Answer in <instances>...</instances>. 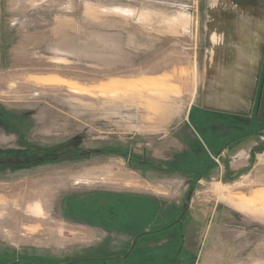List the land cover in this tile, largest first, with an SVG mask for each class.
Returning a JSON list of instances; mask_svg holds the SVG:
<instances>
[{"label":"rangeland","instance_id":"374dc122","mask_svg":"<svg viewBox=\"0 0 264 264\" xmlns=\"http://www.w3.org/2000/svg\"><path fill=\"white\" fill-rule=\"evenodd\" d=\"M230 50L257 63H246L247 82L238 88L252 97L264 51V0H0V263L127 255L143 222L127 231L96 215L124 213L77 203L145 195L160 203L158 218L160 208L180 205L190 181L138 161L165 167L178 158L182 146L167 120L185 114L194 90L198 105L233 96L218 93L211 70L227 63ZM199 115L195 108L189 122L210 146L245 132V116L200 122ZM249 140L251 151L236 157V182L218 184L221 159L197 185L193 210L203 224H175L170 239L188 234L195 264H264V144ZM253 155L259 163L243 172ZM223 202L242 211L220 214ZM167 257L147 263L180 264ZM183 259L190 264L193 257Z\"/></svg>","mask_w":264,"mask_h":264},{"label":"trees","instance_id":"16d2710c","mask_svg":"<svg viewBox=\"0 0 264 264\" xmlns=\"http://www.w3.org/2000/svg\"><path fill=\"white\" fill-rule=\"evenodd\" d=\"M257 93H258L257 100H256V104L254 107L252 117L241 121V124L243 125L242 129H244L245 132L238 137H232L221 148L215 149L212 146H210L208 143L205 144L204 141L201 140L194 131L189 130L188 132H186V135H187V138H190L191 141L195 142V144L192 146L193 148H191V149H195L194 150L196 153L195 157L192 154H189V151L181 149L179 150L178 158L176 157L175 160H173L172 162L170 161L167 164H165L166 165L165 167L158 166V164L145 160V159L138 161L143 166L151 168V169H156V170L164 171V172L181 173L185 175L187 179L190 181L188 189L186 190L185 196L180 205L173 204V205L165 206V208L163 209L160 208L161 210H164L162 211L163 213H160V216H161L160 218H158L159 213L155 215L154 212H156V210L155 211L134 210V209H128L126 207H123V208L101 207L99 208V209H102L101 210L102 212L111 211V213H114L117 217L120 216L122 213H124L122 217L120 218H114L111 216H107V214L105 213H102L101 215L99 214H96V215L99 216V218L107 219L117 224H122L125 227H128L130 229H135L138 226L136 222L141 220L143 223L140 221L142 224L138 226V227H141V230L136 231V236L138 235L140 236V238L143 237V239L145 238L144 240L149 241L151 239L150 236L155 235V234H159V236L156 237L155 244L150 243L148 244V247L146 246L144 247V246H140L139 242H137L135 246L136 249H133V251L130 254H127L125 256L124 255H107V257H100V258H97V261H98L97 264H133L131 262L133 258H137V259L142 258V260H144L143 262H139V264H149L147 263L149 259L151 260L152 258L155 259L159 257H160L159 259H161V257L164 258L167 256H169L167 257L169 262L178 260L180 264H187L185 263L186 260L183 259V256H185L188 258L193 257L190 264L196 263L197 258H198L197 253H195L193 256H188L189 253L194 252L193 250H191L190 246H187L188 242L191 240V238L185 239L188 234L186 233L187 235L185 234L183 235V239L181 242H179L177 238L174 240V239H170V237L175 238V224L176 223H179L181 225L188 224L189 227L191 226L199 227V225L203 224L202 223L203 216H200V218H198L199 215L195 213L192 205H194L193 197H194V192L198 185V181L201 179H209L212 171L216 168V165H217L215 160L209 157L208 150L212 151V154H219L220 149H224L228 147L229 145H231L232 143H235L236 141L240 142L246 137H248L247 140L252 139V138L257 139L264 132V65H263L262 75H261V79L259 82V88H258ZM212 114H206L203 117L204 119L206 117H209V118H212L213 120L214 119L221 120L223 119L222 116L225 115V114L222 115L218 113H212ZM191 117H192V112L190 113V118ZM258 121H262V123H261V126L259 125L257 127ZM232 125L234 128L236 127V123H232ZM135 158L136 157H131V159H135ZM254 162H255V156L253 155L250 163L253 164ZM225 174L227 176L223 178L224 182H232L237 179L231 172L228 163L226 164ZM190 191H191L190 200H189V203L186 204L185 199ZM124 209L126 210L127 213L124 212ZM105 215L107 217H104ZM121 218H125L124 221ZM167 239L168 240L170 239L168 241L170 244H167L165 246H163V244L162 246L158 245V243H164V240H167ZM194 242L196 243L197 241H194ZM156 244L158 246H155ZM196 251L197 250H195V252Z\"/></svg>","mask_w":264,"mask_h":264},{"label":"crops","instance_id":"0c3cea01","mask_svg":"<svg viewBox=\"0 0 264 264\" xmlns=\"http://www.w3.org/2000/svg\"><path fill=\"white\" fill-rule=\"evenodd\" d=\"M253 60L254 59L248 60L247 57L242 53H239V56H238L236 54V50H234V52H232V50H230L227 54V63H224L221 65L222 61H220L219 64L217 63L216 65L212 66L211 70L215 74L214 84L218 85L217 86L218 93L223 95V94H228L229 92H231V94H233V96L227 97L225 99L226 101H223L222 103H219L216 101H211V104H208V102L204 101L198 105V104H195V102H194V99L196 98L195 90H194V92L192 94V101L188 105V108H187V111L185 112V114H180L179 112H176L175 116L170 115V118H168V120H167L168 125H169V123H171L169 127L173 130L177 146L180 144L182 146L183 150L189 151V154H192L195 157V154H196L194 151L195 149H191V148H193L192 146L195 144V142L191 141L190 138H187V135H186V132H188L189 130H192L196 133V131L194 130V128L192 127V125L189 122L190 113L192 112V115H193L195 108L199 111L200 115L197 116V118L199 119L201 117L199 119L200 122L204 119V117H203L204 115L212 114V113H218V114H222V115L227 114V113H229V114L231 113L234 115L245 116V119H249L252 117L254 107L256 104V100H257V95H258L257 91L259 88V82L261 79L262 69H263V65H264V51H263V55L261 58L260 67L258 69V77L256 79L255 88L253 90V93H251L252 97L247 98V95H248L247 87H246L247 92H246L245 96L242 95L241 92H238V88L243 86L247 82L246 78L244 77V72H243L244 71L243 69H244V66L246 65V63L248 64V66H251V67L256 66L257 63L255 64ZM228 84L230 85L229 87H232L231 89L228 88ZM249 87L250 86H248V89H249ZM254 141H252V142H254ZM222 143L223 142H216V141L213 142L212 141L211 145L213 148L219 149V148H221ZM250 143H251V140H246V142H244V140H241L240 142H238V144L232 143V145H230L224 149H220L219 154H212V151L208 150L209 157L213 158L215 160V162L222 163V160H223L224 162H226L225 165L228 162L229 168L234 175L235 170H236V169H234L236 157H238L240 155H242V157H244V155H246L247 152L251 149V148L247 147V145H249ZM226 155H231L230 158L232 157V160H230V161L226 160L227 159ZM204 158H205V156H204ZM255 161H256V159H255ZM245 162L243 161V163L246 166H244L242 168V171L249 170V172H252L254 170V168L256 167V165L259 163L258 161L256 163L254 162L253 164H251L249 162L247 164V162L246 163ZM225 165H218L221 167L220 182L218 184L221 185L222 183H224V185L226 184V186H227V184H230V183L224 182V180H223V178L225 176H227L225 174L226 173L225 172L226 171ZM217 167L215 169H217ZM263 167H264V165H263ZM223 168L225 169V171L223 170ZM215 169L212 171L210 178L213 176ZM182 176L184 178L186 177L185 175H182ZM239 176L242 177V175H239ZM237 180L238 179H236L235 181H232V182H236ZM201 181H202V179L198 181V184ZM226 186H225V189L227 190L228 188ZM197 190H195V192H194V197H195V195H197ZM194 197H193V199H194ZM76 198H77V196H75V195L71 196V199H75L74 201H76L78 199L80 200V198H78V199H76ZM145 198H146V196L144 195V197L138 198L139 200L137 202L132 201V200H127V199L124 200L121 198H117L116 200L112 199V200L99 201V202H85V201L80 202L79 201V203H77V205L79 207H81L85 204L95 205V206H100V207H112V208L113 207H126L128 209H134V210H151V211L159 209L160 203L158 202V200L156 201L155 197L149 196V198H147L146 200H145ZM74 201H71V203ZM223 203H225V204H222L221 208H219V210H218L220 212V214L229 216V213H230V215H232V214L235 215V212L237 213V212L242 211V210L237 209L234 205H229L227 202H223ZM224 205H226V207H224ZM79 207H78V209H79ZM192 207H193V205H192ZM228 207H230V209H233L235 212L231 211ZM69 208H70V211L73 210L71 207H69ZM78 212H79V214H75V215H77L75 217L79 218L81 214L84 215V213H81L80 211H78ZM250 216H252L251 219H258V217H259L258 215H255L253 213ZM86 217L94 218L95 216L93 217L92 215L87 214ZM95 218H97V217H95ZM101 221H103V220H101ZM107 224H109V223H107ZM113 227L119 228V226H116V225H114ZM127 231H131V230H127ZM131 232H133V231H131ZM157 236H159V234L152 235V236H150V238L153 239L154 237H157ZM237 245H239L238 241H236V244H235V249H236L235 251L239 252L240 246H238L239 248H237Z\"/></svg>","mask_w":264,"mask_h":264},{"label":"flooded vegetation","instance_id":"af4514ba","mask_svg":"<svg viewBox=\"0 0 264 264\" xmlns=\"http://www.w3.org/2000/svg\"><path fill=\"white\" fill-rule=\"evenodd\" d=\"M126 230H131L130 228H128V227H124ZM132 231V230H131ZM134 235H136V233H134ZM137 239V240H136ZM140 239V236H136L135 238H134V240H133V243L135 242V240H136V243H135V245L133 246V243H132V249H131V247L129 248V252H128V254H130L132 251H133V249H135V246H136V244H137V242H141L142 240H139ZM139 245H140V243H139ZM141 246H143V245H141ZM81 256H77V257H75V258H72V259H69V260H67V258H66V260H64V261H56V262H54V263H45V262H42V264H82L81 263V260H83L84 258H97L96 256H92V255H87V253H86V255L85 256H87V257H85L84 255H82V254H80ZM109 257V256H108ZM0 264H6V263H0ZM9 264V263H8Z\"/></svg>","mask_w":264,"mask_h":264},{"label":"water","instance_id":"95a60500","mask_svg":"<svg viewBox=\"0 0 264 264\" xmlns=\"http://www.w3.org/2000/svg\"><path fill=\"white\" fill-rule=\"evenodd\" d=\"M190 195H191V191L188 193V195L186 196V199H185V203L188 204L189 203V200H190ZM137 240V239H136ZM136 240L135 242L133 243V246L135 245L136 243Z\"/></svg>","mask_w":264,"mask_h":264},{"label":"built area","instance_id":"2783aa9c","mask_svg":"<svg viewBox=\"0 0 264 264\" xmlns=\"http://www.w3.org/2000/svg\"><path fill=\"white\" fill-rule=\"evenodd\" d=\"M260 141H261L262 144H264V136H263V134H262V136H260Z\"/></svg>","mask_w":264,"mask_h":264}]
</instances>
